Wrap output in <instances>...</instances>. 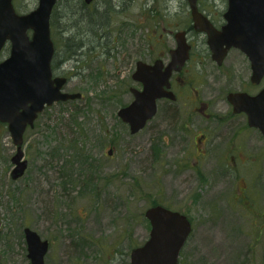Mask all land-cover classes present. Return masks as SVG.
Here are the masks:
<instances>
[{"label": "rangeland", "instance_id": "1", "mask_svg": "<svg viewBox=\"0 0 264 264\" xmlns=\"http://www.w3.org/2000/svg\"><path fill=\"white\" fill-rule=\"evenodd\" d=\"M198 4L213 18L224 8L222 0ZM13 5L25 14L37 0ZM188 14L185 0H97L89 9L77 0H57L50 18L52 68L67 78L64 91L81 98L54 103L25 131L27 168L17 180L10 178L15 146L0 123V264H30L25 227L49 242L44 264H130L131 250L149 237L144 212L154 203L191 223L178 264H264V147L245 135L244 163L194 166V136L179 130L183 113L170 120L162 103L134 135L117 117L132 100L129 89H139L131 79L135 63H151L160 53L167 60L173 34L188 26ZM189 38L195 52L204 51L200 37ZM77 45H83L78 56ZM7 54L5 47L1 59ZM229 60L237 72L228 77L249 81L246 59L231 51ZM202 62L205 67L192 69L191 78L209 73L226 81L223 70L208 64L209 55ZM190 85L200 92L199 81ZM216 89L214 97L192 91V101L180 98L175 110H195L204 102L224 115L230 106L223 88Z\"/></svg>", "mask_w": 264, "mask_h": 264}, {"label": "water", "instance_id": "2", "mask_svg": "<svg viewBox=\"0 0 264 264\" xmlns=\"http://www.w3.org/2000/svg\"><path fill=\"white\" fill-rule=\"evenodd\" d=\"M93 0H83L90 4ZM193 27L206 33L213 58L220 62L227 50L236 48L250 62L251 81L264 76V0H228L223 17L226 24L214 29L198 12L197 0H186ZM56 0H37V6L26 14H17L12 0H0V53L9 44V54L0 60V123L6 124L13 145L10 157L13 165L10 178H21L27 168L23 158V134L45 108L54 103L77 100L80 93L63 91L67 79L53 77L51 60L54 45L50 37V16ZM176 47L169 51L170 62L162 69L156 60L149 65L135 63L131 79L143 85L142 90L131 87L132 100L117 111L119 120L134 135L142 130L157 110V100L174 95L167 91L173 72H179L189 55L184 32L175 34ZM234 110L247 115L250 126L258 128L264 137V89L255 96L238 93L229 97ZM111 155V150L107 152ZM144 217L150 225L149 237L143 245L130 252V264H178V257L190 232L187 217L161 205L147 208ZM30 264H44L49 243L32 229H23Z\"/></svg>", "mask_w": 264, "mask_h": 264}, {"label": "flooded vegetation", "instance_id": "3", "mask_svg": "<svg viewBox=\"0 0 264 264\" xmlns=\"http://www.w3.org/2000/svg\"><path fill=\"white\" fill-rule=\"evenodd\" d=\"M81 1L82 4L85 5L87 9H89V7L94 6V3L97 0H93L90 4H85L83 0ZM198 1H197L198 12L201 13L207 19V21L211 24V26L214 29L220 31L222 27L226 24L223 15L227 10L228 0H222L224 8L219 10V14L217 15L216 18H213V16L209 12H207L206 9L201 7L198 4ZM188 10H189V14H188L189 24L186 28L174 32L173 34L174 47L172 49L176 47L175 34L177 32H184L186 42L190 46L189 55L184 65L182 66L181 70L179 72H173L169 78L168 81L169 87L167 88V91L171 92L174 95V100H171L170 98L167 97L157 100V110L155 116L158 114L159 106L162 103H165V108L162 111V114L164 117L169 118L170 120H172V118L177 119L179 115L183 113L184 118L182 122L179 124L180 125L179 130L182 134H186L187 136L190 137L194 136L193 137L194 158L191 156L194 166L196 165L208 166L215 164L220 166L224 165V166L237 167L239 163L245 162L242 161L240 158V155H244V153L240 152V149L244 150L245 148H247V145L245 144L247 143L248 138H246L245 135H248L249 138L254 139V143L259 148L264 147V137L258 128L249 125L246 113L237 112L234 110L232 103L229 101V97L232 94H238V93L247 94L249 96L257 95L261 90L264 89V81H262L264 79V76L262 77L261 81H258L256 83L254 81H251L252 72H251L250 62L246 57V55L236 48H230L229 50H227L222 60L220 62H217V60L213 58V54L209 48L207 42L208 37L206 33L198 32L194 29L193 27L194 24L189 6H188ZM190 35L191 36L195 35L200 37V39L197 40L201 44H203L204 51L202 50H197V52L194 51V45L191 39L189 38ZM102 36L104 37L107 35L105 32H103ZM5 47H8V51H9L8 43L5 45ZM82 49H80L77 52L78 55L83 53ZM169 51H168L167 60L164 59V55L160 53V56L156 58L153 62L151 63L145 62V63L151 65L156 60H160L163 66L162 69H164V67L168 65L171 59ZM231 51H236L237 53H239V55H242L246 59L247 65L250 69L249 81H244V79L243 81L242 80L233 81L234 79L228 77L230 75H235V73L237 72L235 70L236 64L229 60ZM196 53H198L200 57L199 60H196L197 57ZM202 54L206 59H207V55H209L210 62L208 64H210L211 66L214 65L217 68V70L224 71L222 72V75L226 78V81H218L217 79L209 78V76H212L209 73L208 74L206 73L204 77H200V78H191L189 76L191 74L192 69L205 67V65L204 66L202 65L203 64L202 58H204L201 57ZM52 62H51V68H52ZM207 66L209 67V65ZM52 73L53 76H57L54 74L53 71ZM192 81H199V83L201 84L200 92L199 91L197 92L195 87L192 88V86L190 85ZM216 87H218V90L219 89L221 90L223 88L222 89L223 98L227 102V105L230 106V109L226 110V113L224 115L221 114V112L219 111H209L208 103H204V102L200 103L199 108L195 110H187L183 112L179 110H175V102L180 98H183V100L185 99L186 101H192L190 97L192 91L195 92L196 96H198V94L200 93L201 94L205 93L209 95V97H214L216 96V91H217ZM142 88L143 85L141 82H139V90H142ZM63 91H64V87H63ZM191 132L195 134H199V136L196 137L195 134H191ZM240 135H242L243 137L242 143L239 141ZM239 142L242 145L241 147L239 146Z\"/></svg>", "mask_w": 264, "mask_h": 264}, {"label": "trees", "instance_id": "4", "mask_svg": "<svg viewBox=\"0 0 264 264\" xmlns=\"http://www.w3.org/2000/svg\"><path fill=\"white\" fill-rule=\"evenodd\" d=\"M79 3H80V5H82V1L81 0H77ZM57 4V3H56ZM81 46H83V45H77V46H75V47H77V51H76V54H77V52L80 50V49H82L83 47H81ZM73 49V47H69V50L67 51V55L65 56V58H64V60H66L67 58H68V56L70 55V52H71V50ZM78 55V54H77ZM54 70V66H53V68H52V71ZM69 102V101H68ZM85 159H86V161L88 162L89 161V159L87 158V156L85 157ZM88 164H90V163H88ZM152 205H158V204H156V203H154V204H152Z\"/></svg>", "mask_w": 264, "mask_h": 264}]
</instances>
